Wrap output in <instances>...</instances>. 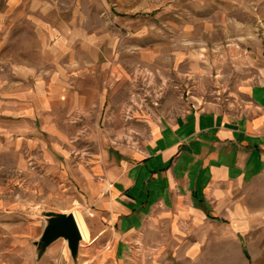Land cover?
Here are the masks:
<instances>
[{
	"label": "rangeland",
	"instance_id": "374dc122",
	"mask_svg": "<svg viewBox=\"0 0 264 264\" xmlns=\"http://www.w3.org/2000/svg\"><path fill=\"white\" fill-rule=\"evenodd\" d=\"M78 32L95 39V52L87 55L99 66L110 65L102 77L112 83L114 112L127 95L124 111L98 120L93 134L112 139L107 147L76 146L90 132L74 129L79 121L67 116L60 125L67 141L50 136L60 145L50 147L55 155L47 163L24 151L0 154V264H136L135 254L130 261L106 262L83 242L74 260L64 239L38 259L36 243L47 223L43 213L78 212L87 225L91 153L120 160L135 150L143 138L136 122L143 118L195 105L230 110L238 78L256 65L264 70V0H0V90L10 91L7 83L19 81L25 68L48 69L63 58L75 59V53L79 59V35L73 38ZM63 38H72L73 46ZM120 124L123 131L115 129ZM215 240L209 238L192 258L171 251L158 261L146 256L145 264H264V241L250 248L240 238L244 253L226 243L222 258Z\"/></svg>",
	"mask_w": 264,
	"mask_h": 264
},
{
	"label": "crops",
	"instance_id": "0c3cea01",
	"mask_svg": "<svg viewBox=\"0 0 264 264\" xmlns=\"http://www.w3.org/2000/svg\"><path fill=\"white\" fill-rule=\"evenodd\" d=\"M37 33L44 34L42 27ZM80 34L72 36L79 35V59L75 53L48 69L25 68L19 81L7 83L10 91L0 90V154L24 151L47 163L55 155L50 147L60 145L50 136L66 140L60 125L67 116L79 121L74 129L90 132L76 146L110 145L112 139L93 132L103 114L123 113L127 95L114 112L112 83L102 77L111 67L87 55L95 52V39ZM61 40L73 46L72 38ZM234 95L230 110L195 105L143 118L136 122L143 128L141 145L120 160L91 153L87 227L106 262L135 254V263L145 264L146 256L158 261L171 251L192 258L209 238H216L223 258L226 243L244 253L240 238L250 248L264 241V70L248 68ZM120 125L115 129L123 131Z\"/></svg>",
	"mask_w": 264,
	"mask_h": 264
},
{
	"label": "water",
	"instance_id": "95a60500",
	"mask_svg": "<svg viewBox=\"0 0 264 264\" xmlns=\"http://www.w3.org/2000/svg\"><path fill=\"white\" fill-rule=\"evenodd\" d=\"M43 215L47 223L39 242L36 243L38 259L43 256L50 245L59 239H64L71 256L76 260L82 235L74 214L48 211Z\"/></svg>",
	"mask_w": 264,
	"mask_h": 264
},
{
	"label": "bare ground",
	"instance_id": "6f19581e",
	"mask_svg": "<svg viewBox=\"0 0 264 264\" xmlns=\"http://www.w3.org/2000/svg\"><path fill=\"white\" fill-rule=\"evenodd\" d=\"M74 216H75V219L77 221L78 227H79L81 235H82V242L83 243H91L92 241L90 238V233H89V230H88V227L86 225L84 218L78 212H75Z\"/></svg>",
	"mask_w": 264,
	"mask_h": 264
}]
</instances>
